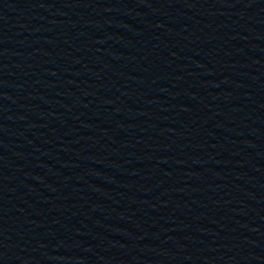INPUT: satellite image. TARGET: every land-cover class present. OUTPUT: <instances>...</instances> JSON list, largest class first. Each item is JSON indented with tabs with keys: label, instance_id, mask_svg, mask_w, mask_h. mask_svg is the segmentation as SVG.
<instances>
[{
	"label": "water",
	"instance_id": "obj_1",
	"mask_svg": "<svg viewBox=\"0 0 264 264\" xmlns=\"http://www.w3.org/2000/svg\"><path fill=\"white\" fill-rule=\"evenodd\" d=\"M0 264H264V0H0Z\"/></svg>",
	"mask_w": 264,
	"mask_h": 264
}]
</instances>
